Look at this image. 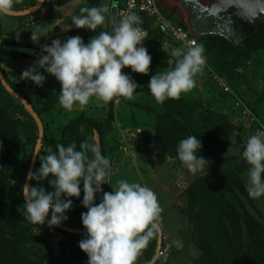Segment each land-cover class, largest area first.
I'll return each instance as SVG.
<instances>
[{"label":"trees","instance_id":"1","mask_svg":"<svg viewBox=\"0 0 264 264\" xmlns=\"http://www.w3.org/2000/svg\"><path fill=\"white\" fill-rule=\"evenodd\" d=\"M70 1L53 0L52 3L54 7H60ZM98 1L86 0L77 7L72 17L79 15L81 8L93 7ZM37 2L38 0H14V12L30 10ZM45 4L46 0L36 12L37 14ZM120 5L119 3L118 7ZM49 9L51 10V7ZM137 16L142 20L141 27L148 33L144 39V47L147 48L149 44L155 45L153 50H148L152 62L149 75L146 76L164 72L163 62L167 59V55L158 47L161 42L168 40L179 48L185 49L172 41L160 28L150 30L151 19L142 14H137ZM29 17L30 15H27L17 17V19ZM108 23L109 14L107 31ZM175 23L188 31L184 23L179 21ZM195 39L197 45L205 50L208 44L211 46L209 50L214 55L209 67L214 70L218 69L219 74L216 72L218 75L213 76L225 81L230 91L225 92L218 81L211 77L212 79H208L209 81L203 85L207 87V96H200V98L206 97V101H198L200 98H197L186 103L179 97L162 103V109L160 108L155 116L153 150L178 159L176 152L178 143L190 135H195L202 141L200 155L214 165L213 171L208 172V175L197 177L185 191L188 206L187 220L193 228L191 240L199 251V256L192 264H264V228L256 219L258 210L255 207V201L244 188L242 180L243 174H247L249 167L242 158L244 139L241 136L242 133L239 134V131L234 129L233 124L224 115L225 108L222 106L226 100L229 102L233 100L235 106L240 100L234 94V87L230 81L239 69L240 60L250 59L254 52H264V19L259 22L255 32L246 38L239 48L233 47L219 36L209 35L195 37ZM26 48L31 49L14 40L2 39L0 42V72L8 85L30 103L42 124L43 138L38 154L42 157L46 152H54L57 144L67 146L74 142L79 148L87 137H93L96 132L102 155L110 160L113 154V135L110 129L82 115L64 121L63 114L58 115L60 110L58 101H56L57 97L41 95L36 90V86L30 82L12 81L10 74L1 67V64L7 61L36 60V57L19 51V49ZM230 71H232L230 80L221 77V73ZM208 75L210 74L207 71ZM51 79L55 78L51 77ZM222 100L223 103L218 104ZM109 106H113V99L109 101ZM194 115H198L203 121L201 126L193 124ZM110 119H112L111 114ZM37 138L38 129L32 117L0 83V264H87L88 257L79 248V241L84 233L73 234L58 228L49 229L47 224L44 226L33 224L23 215L21 206L24 200L21 188L25 182ZM16 152L26 153L27 164L22 176L18 175V170L11 161ZM39 167L37 157L33 171ZM16 179H20V184L12 183ZM30 183L35 184L34 181ZM44 186L47 190H51L46 182ZM82 199L83 191L79 199L72 198L73 209L67 213L68 220L62 226L85 231L81 222V213L86 212L87 209L82 207ZM98 202L97 198L96 203ZM49 231L57 238L56 242H58L60 251L66 258L64 263L56 255L48 252L47 240L41 239L36 234ZM157 240L156 233L147 245L144 259L136 264H149L154 259L158 246ZM161 248H165L163 239ZM169 251L164 257L169 255ZM32 257L37 259H32ZM159 260L160 257H157L154 264H158Z\"/></svg>","mask_w":264,"mask_h":264},{"label":"clouds","instance_id":"2","mask_svg":"<svg viewBox=\"0 0 264 264\" xmlns=\"http://www.w3.org/2000/svg\"><path fill=\"white\" fill-rule=\"evenodd\" d=\"M13 4L14 0H0V15H14ZM106 11L97 6L81 8L80 14L72 17L73 27L96 35L87 43L76 35L43 44L38 58L22 71L20 79L43 87L47 76L55 78L60 84L59 103L67 110L85 105L93 97L105 102L114 97L132 99L140 86L122 70L149 75L152 57L142 43L148 33L135 14L115 22L111 31L97 33L105 23ZM30 33L31 41L39 45L43 40L40 29ZM172 55L177 57L174 68L152 74L147 85L157 103L178 99L181 93L194 88V77L206 62L200 45L187 51L177 48ZM55 148L42 157L33 155L39 158L40 167L26 174L21 188L25 219L33 224H47L49 229L59 227L73 209L72 198L79 199L83 191L81 204L87 211L81 213L85 232L79 248L87 255V264H134L159 230L161 208L156 193L150 187L126 180L118 181L111 192H104L102 185L111 175V164L93 137H87L79 148L74 142L67 146L57 144ZM201 148L202 141L195 135L177 145L179 161L193 176L208 175L210 161L200 155ZM242 158L249 166L247 192L251 197L264 196V131L247 138ZM98 197L100 201L96 203Z\"/></svg>","mask_w":264,"mask_h":264},{"label":"rangeland","instance_id":"3","mask_svg":"<svg viewBox=\"0 0 264 264\" xmlns=\"http://www.w3.org/2000/svg\"><path fill=\"white\" fill-rule=\"evenodd\" d=\"M85 1L86 0H82L83 3ZM122 1L123 0H120V3H122ZM155 1L166 17L173 21L182 22L180 20L181 18L177 15V11L180 12V7H177L178 10L173 13L170 7L164 3V0ZM204 1L209 2L210 0ZM52 2L53 0H48L47 3L51 5ZM111 5L112 0H99L98 3L94 5L107 9L104 13L105 23L98 27L97 33L100 31H107V17ZM174 8L176 9V6ZM72 14H74V12ZM33 15L34 14H31L29 18H24L27 19V21L20 26V28L27 30L35 26L38 23V18L32 19L31 17ZM0 17L3 16L0 15ZM71 17L70 15L63 17L64 21L58 23L52 19L46 22H44L45 20L39 21L40 23L44 22L42 24L44 25L43 32L46 31L44 36L56 33L55 36H49V38L43 39L44 41L41 40L39 45L34 43H30L29 45L28 43L25 46L40 52V47L43 44H50L52 40L57 38L64 40L69 36L79 35L83 38L84 42L87 43L90 38L96 35V33L88 30L75 29L72 25ZM67 24H70L68 26L69 28L66 27L67 29H63L65 27L64 25ZM150 27V30H156V28H158L152 21H150ZM14 35L15 33L11 35L12 38H14ZM2 39L5 38L2 37L0 33V42ZM16 39L18 38L16 37ZM154 47V44H149L147 50H153ZM158 47L160 51H163V53L167 55V59H164L163 62L165 71L172 70L177 60V57H174L172 52L179 47L168 40L161 42ZM207 47V51L203 48L206 62L202 71L194 77L196 86L180 95L183 102L188 103L190 100L200 98L201 95L207 96V87L203 86L205 85L204 83L215 78L213 75L217 76L219 74L217 68L214 70L212 67H209L210 62L213 61L214 54L210 53L209 49L211 46L209 44ZM212 50L215 49L212 48ZM205 51L207 53H205ZM30 60L35 61L34 59ZM7 62L11 63L14 61ZM239 64V69L233 74L232 80L229 79L232 75V71L228 73L220 72L222 74L221 77L232 81L231 84L233 85L232 87H234V90L232 89L234 94L255 113L254 115L257 120L264 124V52H254L250 59H242ZM5 65H8V63H2L1 67L5 69V71H8L9 67ZM29 65L31 66V63ZM14 71L16 72H13L14 74L9 73L11 71L7 72L10 74L11 80L17 83L23 82V80L20 79L21 73H19L18 69ZM207 71L210 74L208 76ZM128 72H130L129 75L132 76L140 88L134 93L132 99L114 97L112 107L109 106V101L105 102L93 97L87 104L74 105L71 110H67L59 103L60 84L49 76H47L43 87L36 86V90L45 97L55 96L58 98L56 100L58 101V109L60 110L58 115L61 116L63 114L64 121H69L70 119H75V117L82 115L110 129L113 135V154L110 159L111 175L107 178V184L102 185L103 191L111 192L112 188H115L117 182L120 180L138 182L141 185L150 187L156 193L161 208L158 224L159 227L161 226L164 247L170 250L169 255L167 257H161L158 264H192L199 256V251L195 248L191 240L193 228L188 224L187 220L188 206L185 198V191L197 177L202 175L193 176L178 159L169 155L159 154L153 150L155 116L159 109H162V103H157L155 101L147 87L151 76L131 73L130 69ZM202 100L206 101L207 98L203 97L198 99V101ZM221 103H223V100L218 102V104ZM234 104L233 100L231 102L226 100L222 105L225 108L223 112L229 122L233 124L234 129L237 130V132L239 131V134L242 133L241 136L244 139L245 146L247 138L257 133V126L248 123V121L242 117L239 108ZM110 114L112 119H110ZM12 117H14V115ZM193 124L195 126H201L203 121L200 120L198 115H194ZM11 161L18 170V175H24L27 164L26 153H14ZM213 170L214 165L210 163L208 172ZM242 177L243 186L246 188L247 174H243ZM20 182V179H16L12 183L20 184ZM102 195L103 193L100 194V197H102ZM252 198L258 210L256 219L264 228V196ZM36 234L40 236L41 239L47 240L48 252L56 255V257L60 258L64 263L66 258L60 251L61 249L59 248L58 242H56L57 238L55 234L51 231L47 233L37 232ZM144 254L145 251L141 252L134 263L143 258ZM39 257L41 256L39 255ZM32 259L37 258L32 257Z\"/></svg>","mask_w":264,"mask_h":264},{"label":"water","instance_id":"4","mask_svg":"<svg viewBox=\"0 0 264 264\" xmlns=\"http://www.w3.org/2000/svg\"><path fill=\"white\" fill-rule=\"evenodd\" d=\"M43 1L44 0H38L37 4L30 10L14 12V15L5 16L22 17L34 14L40 9ZM119 2L120 0H112L109 12L108 31H111L114 23L117 22V9ZM233 4L242 5V7H233ZM181 5L188 11L189 17L186 21V25L192 36H219L235 48H239L246 38L255 32L259 22L264 18V0H214L210 4H205L201 0H183L181 1ZM19 51L36 58H38L40 53L39 51L27 48L19 49ZM0 83L6 92L17 99L25 107L38 129V138L28 166V173L29 171H33L37 160V157H34L33 155L38 154L41 148L43 127L30 103L8 85L1 72ZM93 138L94 141L99 144V138L96 132H94ZM56 228L73 234L85 232L68 229L62 225ZM157 237L158 246L156 255L149 264L155 263L158 257V251L161 248L162 232L160 227L157 232Z\"/></svg>","mask_w":264,"mask_h":264},{"label":"built area","instance_id":"5","mask_svg":"<svg viewBox=\"0 0 264 264\" xmlns=\"http://www.w3.org/2000/svg\"><path fill=\"white\" fill-rule=\"evenodd\" d=\"M120 4V7L117 9V22L128 14H142L151 19L158 28H160L172 39V41L179 44L186 51L189 47L197 45L195 37L192 36L189 31L182 29L171 19L167 18L161 12L155 0H123ZM142 43H144V40ZM122 71L129 74V69L127 68ZM214 79L218 81V84L225 92L230 91L225 81L217 79V77ZM236 106L239 108L242 117L245 118L248 123L255 124L257 126V132L264 131V124L257 120L252 110L245 103L238 100L236 102ZM167 254L168 249L166 248H160L158 251V257L160 258L166 256Z\"/></svg>","mask_w":264,"mask_h":264},{"label":"crops","instance_id":"6","mask_svg":"<svg viewBox=\"0 0 264 264\" xmlns=\"http://www.w3.org/2000/svg\"><path fill=\"white\" fill-rule=\"evenodd\" d=\"M47 2H48V0H46V4L44 5L42 10L38 14L34 13V15L31 17L32 19L38 18V23L35 26L28 28L27 30L24 28H20V26H22L27 21V19H17V17H0V33L2 34V37L8 38L10 40H14V41L21 43V44H24V45H26L28 43L30 45V43H33L30 39V37H31L30 31H32L36 28L40 29L42 39L46 38L47 36H48L47 38H49V36H51V37L55 36L56 33H54L53 35L44 36V34H46V31L43 32L44 25H42V24L44 22H46L47 20H50V19H52L53 21H55L57 23L63 22L64 21L63 17H67L69 15L72 16L73 15L72 13L77 9V7L83 3L82 0H71L70 2L64 4L60 7H54L53 3L51 5H49V3H47ZM168 2H169V4H168ZM170 2H171V0H164V3L167 4L171 9L173 7V5H170ZM49 7H51V10L49 9ZM183 10L185 11V9H183ZM47 17H49V18H47ZM188 17H189L188 11L184 12V17L182 18V23H184L185 25H186L185 21H187ZM41 20H45V21L40 23L39 21H41ZM173 22H176V21H173ZM69 25L70 24L64 25L65 27L63 29H67L66 27H68ZM14 33H15V35L13 36L14 38H12L11 35ZM16 37L18 39H16ZM44 40H42V41H44ZM179 49H181V48H179ZM7 63H8V65H5V66L9 67L8 71H11L9 73L14 74L13 72H15L14 70H16V69H18L19 73H22L21 71L25 70L24 68H28L30 66L29 65L30 63L32 65L34 63V61H32L30 59L29 60L24 59V60H20L17 62H11V63L7 62ZM7 63H5V64H7ZM8 71H6V72H8ZM98 198H99L98 201H100V197H98ZM164 207H165V205H164ZM160 229H161V226H160ZM146 249H147V247L145 249H143L142 252L143 251L146 252ZM144 256H145V254H144ZM144 256H143V258H141L136 263L142 261L144 259ZM136 263H134V264H136Z\"/></svg>","mask_w":264,"mask_h":264},{"label":"flooded vegetation","instance_id":"7","mask_svg":"<svg viewBox=\"0 0 264 264\" xmlns=\"http://www.w3.org/2000/svg\"><path fill=\"white\" fill-rule=\"evenodd\" d=\"M181 1H183V0H171V2H170V5H173V7L171 8L172 9V11L174 12V11H177L178 9H177V7L179 8L180 7V12H178L177 11V15L181 18L180 20L182 21V18L184 17V12H187L186 10L184 11L183 9V7H182V5H181ZM203 3H205V4H210V3H212L214 0H210L209 2L208 1H204V0H201ZM168 4H169V2H168ZM175 4H177V5H175ZM176 6V9L174 8ZM182 7V8H181ZM264 18H262L261 19V21L263 20ZM185 23H186V21H185Z\"/></svg>","mask_w":264,"mask_h":264},{"label":"snow or ice","instance_id":"8","mask_svg":"<svg viewBox=\"0 0 264 264\" xmlns=\"http://www.w3.org/2000/svg\"><path fill=\"white\" fill-rule=\"evenodd\" d=\"M237 6L242 7V5L233 4V7H237Z\"/></svg>","mask_w":264,"mask_h":264}]
</instances>
